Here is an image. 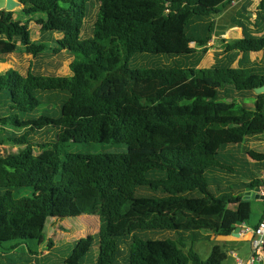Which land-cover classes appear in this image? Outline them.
<instances>
[{"label":"trees","instance_id":"16d2710c","mask_svg":"<svg viewBox=\"0 0 264 264\" xmlns=\"http://www.w3.org/2000/svg\"><path fill=\"white\" fill-rule=\"evenodd\" d=\"M234 1L19 0L21 11H0V58L34 61L24 72L0 71V105L8 111L0 116V147L14 150L0 154V256L23 246L36 256L30 248L43 244L50 253L54 244L44 237L50 219L94 216L97 231L80 235L64 264H223L218 245L203 260L191 234L230 236L248 226L250 201L262 198L244 199L245 191L264 187V153L244 149L236 156L230 149L264 136V93L254 91L264 86V66L258 74L230 59L198 68L212 20ZM93 8L90 35L81 38ZM253 14L264 21V0ZM206 18L203 38L187 34ZM34 22L40 39L32 36ZM222 49L264 53V36L244 32ZM142 53L193 64L130 69L128 61ZM53 60L67 61L68 72L56 74ZM54 95L63 97L57 117L33 118ZM79 144H121L126 152L69 151ZM239 155L248 157L244 165ZM22 189L31 196L17 198ZM262 219L264 213L250 227ZM158 231L180 240L150 238Z\"/></svg>","mask_w":264,"mask_h":264},{"label":"rangeland","instance_id":"374dc122","mask_svg":"<svg viewBox=\"0 0 264 264\" xmlns=\"http://www.w3.org/2000/svg\"><path fill=\"white\" fill-rule=\"evenodd\" d=\"M19 1V0H16ZM95 5V4H94ZM22 8L19 7L16 11H21ZM89 16L87 17L85 24L83 25V30L81 33V38H88L90 35V30L92 27V23L95 19V12L96 9H91ZM15 11V12H16ZM239 15H243L241 13H238ZM248 16L253 17L254 15L251 12L247 13ZM224 16L223 14L220 16ZM211 22V19H203L200 21H196L191 23L188 26L187 34L189 36H198L199 38H203L206 35V27ZM213 22V20H212ZM259 24L261 26H264V21L258 20ZM39 24L37 22L31 23V29H32V36L34 39H40L42 37V34L39 31ZM233 35H226L227 40L230 42L232 41ZM241 36V35H240ZM17 55L9 56L8 59H2L0 58V71L9 68L14 67L16 70L24 72L26 68H29V66L33 65V62L29 63L27 57L18 58ZM261 56H255L254 60H256L258 63H254V60L250 59L251 61V67L255 69V73L258 72V74H262V72H259L260 70V61ZM55 64L50 65L51 70H56V74L64 75L68 72L67 67V61L64 60H53ZM46 64L47 59H44L42 61ZM226 64L229 63L228 60L225 59ZM35 64L37 65V62L35 61ZM193 64V60H179V59H173L168 56L163 55H151V54H136L132 57L131 60L128 61V67L132 70H139L144 71L148 69H168V68H175V67H184ZM207 65V62L203 60V63H201V66ZM41 65V64H40ZM40 65L38 69H40ZM44 65V64H43ZM56 66V67H55ZM264 66V64H262ZM36 67V66H35ZM50 100H43L40 104V107L31 113V116L33 118H37L43 114L48 115L50 117H57V108L58 104L62 101L63 97L59 95L49 96ZM8 114L7 106L4 104V101H2V104L0 105V116H6ZM49 138V136H42V141ZM232 149V152L237 156L238 153L245 152L244 149H250L253 151H256L258 153H264V137L259 139H251L246 141L243 144L236 146V147H230ZM14 150H12L10 147H0V154L2 155H9ZM70 152L73 153H82V154H101V153H123L126 152V147L121 144H79V145H72L69 148ZM247 156L239 155L237 160L240 161L241 165H244L241 161L242 159H247ZM251 161V160H250ZM257 164V162L253 161ZM237 165V164H236ZM238 166V165H237ZM262 166H264V161H262ZM264 173V170H260V172ZM228 177H231L228 175ZM59 179V176L56 177V180ZM238 181V178L236 176L232 177L233 184H236ZM262 181H264V178H262ZM232 187L236 190L238 189V192L236 194H239V189L242 187L240 185H232ZM248 195V194H247ZM15 196L17 198L21 197H29L31 196V191L29 189H22L15 193ZM251 205H252V215L250 218V221L248 223V226L250 227L256 224L257 220L260 218L262 213H264V200L262 199H251ZM251 228V227H250ZM98 229V220L94 216H82L78 218H67V219H50L48 223L46 224V227L44 229V237H45V243L50 239L53 244L54 248L50 250L48 253L45 251L46 244H43L41 248H37L35 246H32L30 249L34 252H37L36 256H32L28 248L23 246L19 248L17 251L11 253L8 256H0V264H8L11 262H14L16 264H64L65 259L69 255L70 251V245L77 239H79L80 235L81 237H86L87 234H94ZM206 232H195L193 235H196V238H198V242L195 244L196 251L200 254L201 258L203 260H206L210 253L211 249L214 245H218L222 251L226 254V260L223 262V264H230L235 262V258L232 256L231 253L235 252L238 255L239 260H246L250 255V243L249 241H245L241 238H235L233 239L230 236H221L218 233H212V237L208 240H204L203 236ZM210 233V232H208ZM150 238L154 240H171V241H178L180 240V237L177 236L175 233L169 232V231H158L150 233ZM7 245V243L3 244ZM93 256L96 254V249L93 251ZM90 264V263H89Z\"/></svg>","mask_w":264,"mask_h":264},{"label":"crops","instance_id":"0c3cea01","mask_svg":"<svg viewBox=\"0 0 264 264\" xmlns=\"http://www.w3.org/2000/svg\"><path fill=\"white\" fill-rule=\"evenodd\" d=\"M258 1L259 0L234 1L224 9L223 11L224 16L222 17V19H220L221 18L220 16L223 14V12L219 17L213 20L211 40L205 45L206 53L203 55L201 62L198 65V68L207 69L215 65L217 66L226 65L225 59L228 61L230 59H233L235 61V63L233 64V67H236L237 65H241L242 67H250L252 64L250 59L254 60V57L259 56V55L262 58L260 61V65L264 64V53L251 54L250 56L249 55L246 56V55H238L236 52L223 53L222 51L223 43H230V41L227 40L226 35H229V34L233 35L231 36L232 41L242 38L244 32L246 35L251 36V37L264 36V26H261L259 24L258 22L259 17L253 14V12L256 10V7L258 5ZM248 12H251L254 16L253 17L248 16L247 15ZM238 13H241L243 15H239ZM203 60L207 62V65L204 64L205 66H201V63H203ZM255 61L256 60H254V62ZM248 97H250V95ZM262 137L264 136H261L260 138ZM256 139H259V138H256ZM260 178L262 179L264 177L261 176ZM257 223L258 222H256V224ZM212 236H213L212 233L206 232L203 236V239L204 240L209 239ZM231 237L233 239L238 238V237L233 236L232 234H231ZM250 238H251V235L246 234L241 239L245 241H249L250 243ZM231 254L232 256L235 254L236 255L235 259H238L237 253L233 252ZM247 259L244 261L242 260L240 261L245 262L247 261ZM230 264H233V263H230Z\"/></svg>","mask_w":264,"mask_h":264},{"label":"built area","instance_id":"2783aa9c","mask_svg":"<svg viewBox=\"0 0 264 264\" xmlns=\"http://www.w3.org/2000/svg\"><path fill=\"white\" fill-rule=\"evenodd\" d=\"M264 177V173L261 174ZM259 197L264 199V187L259 190ZM240 230L237 233L238 238H243L246 234H250V249L251 253L247 261L242 262L236 259L235 264H264V219L258 224L256 228L239 226ZM236 258V255H233Z\"/></svg>","mask_w":264,"mask_h":264},{"label":"water","instance_id":"95a60500","mask_svg":"<svg viewBox=\"0 0 264 264\" xmlns=\"http://www.w3.org/2000/svg\"><path fill=\"white\" fill-rule=\"evenodd\" d=\"M19 7L23 8V4H21L19 1L16 0H0V11H6V12H13L16 11ZM256 94L264 93V86L256 88L255 90ZM259 188H254L251 192L250 189H247L245 191L246 195L243 196L244 199L249 198H259ZM248 194V195H247ZM240 227L237 226L232 232V235L235 237H238L237 233L239 232Z\"/></svg>","mask_w":264,"mask_h":264}]
</instances>
